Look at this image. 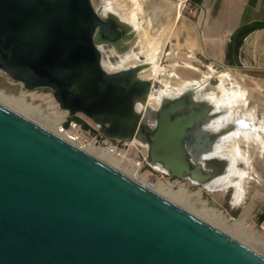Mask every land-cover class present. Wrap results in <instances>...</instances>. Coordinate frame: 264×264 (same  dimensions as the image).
<instances>
[{"label": "water", "instance_id": "95a60500", "mask_svg": "<svg viewBox=\"0 0 264 264\" xmlns=\"http://www.w3.org/2000/svg\"><path fill=\"white\" fill-rule=\"evenodd\" d=\"M131 31L92 0H0V70L51 89L105 137L144 146L154 170L206 187L230 165L206 156L238 124L210 130L224 111L194 88L139 110L155 86L140 77L146 63L103 66L102 48ZM0 264H264V254L0 102Z\"/></svg>", "mask_w": 264, "mask_h": 264}, {"label": "rangeland", "instance_id": "374dc122", "mask_svg": "<svg viewBox=\"0 0 264 264\" xmlns=\"http://www.w3.org/2000/svg\"><path fill=\"white\" fill-rule=\"evenodd\" d=\"M117 1L118 5L121 4L120 6L125 11L136 15L137 21L141 25L140 29H147L150 36L153 35L166 41L161 53L159 67L167 76L174 77L178 83L204 79L202 89L205 92L213 91L217 88L219 74L223 73L225 68L219 65H212L195 55L190 49L188 37L192 27V13H190V9L187 6H184V3L177 0H144L142 5L138 7L133 2L134 0ZM92 2L97 8L102 4L103 0H92ZM179 10H181L180 14ZM110 48V46L105 47L107 51H110ZM137 48L135 47V51L138 50ZM130 50L131 47H128L124 52L127 53ZM117 59V57L111 58L112 62ZM232 69L237 75V80H226L225 88L231 91L238 89L246 91V101L240 105L241 108H238L235 114L239 118H249V112H252L251 120L253 125L257 126V128L259 126L264 127V85L262 77H259V73L251 66L239 65L238 67H232ZM209 74L210 76H208ZM154 83V91L165 88L159 81H154ZM0 92L12 99L8 103L11 108L44 126L46 121L60 122L61 115L59 113L65 111L54 98L51 89L36 88L28 90L22 83L12 80L1 70ZM77 117L90 125V127L97 129L93 122L85 116L79 115ZM254 131H256L255 127ZM261 134L264 137V132H261ZM241 147L250 154L252 159L249 172L252 178L244 183L245 194L243 201L240 203L233 202V188L212 192L200 185L191 183L188 179H172L168 175L154 170L147 163L144 170L148 177L156 182L157 185L162 183L171 184L174 191L183 187L187 193L195 194L201 190L202 199L207 202L209 208L221 211L231 223L243 222L249 231L257 232L260 236L259 241L252 237H235L264 254V251L259 246L264 245V221L259 222L258 219V213L264 206V153L258 147L245 144L244 142ZM244 167V164L238 163V168L243 169ZM194 203V200L187 199L179 204L200 216L198 207Z\"/></svg>", "mask_w": 264, "mask_h": 264}, {"label": "bare ground", "instance_id": "6f19581e", "mask_svg": "<svg viewBox=\"0 0 264 264\" xmlns=\"http://www.w3.org/2000/svg\"><path fill=\"white\" fill-rule=\"evenodd\" d=\"M142 1L144 0H134L133 2L139 7L142 5ZM120 5H118L117 0H103L102 4L96 8L101 15L105 16L113 14L132 29L129 39H127L121 47L110 46V51H107L105 47L102 48L104 55V68L109 72H116L146 63L148 68L141 71L140 77L151 81H159L165 86V88L158 91L152 89L147 102L138 105V109L141 111L146 110L147 107L155 109L160 105L163 98L178 96L186 91V89L194 88L196 90L197 98H203L211 102L217 110L224 111V113L214 119L207 126L210 130H218L225 125H230V123L238 124L235 130L230 131L226 136L222 137L220 141L216 142L213 150L208 156H206L227 159L230 162V165L223 175L214 179L204 188L212 192L217 190L225 191L228 188H233V202L240 203L243 201L245 194L244 183L252 178L249 174L252 159L250 158V154L243 149L241 145L244 142L245 144L256 146L262 153H264V137L261 134V132H264V127L259 126L260 128H257V126L253 125L251 120L253 116L252 112H249V118H239L235 114V111L238 108H241L240 105L246 101V91L239 89L236 91L227 90L224 84L226 80H237V75L233 72L232 68L226 67L225 71L219 74V84L217 88L208 92H205L202 89L204 79L178 83L174 77L167 76L159 67L161 53L166 41L156 38L153 35L150 36L147 29H140L141 25L137 21L136 15L128 13ZM180 13L181 10H179V14ZM127 47H131V50L130 52L125 53L124 51ZM135 47H138L137 51H135ZM113 57H117L118 59L112 62L111 58ZM208 76H210V74ZM11 100L12 99L0 92V102L10 107L11 105L8 103H10ZM59 114L61 115V119L59 118L60 120H58L62 121L67 116V111H63ZM58 124L59 122L55 123L52 121H46L45 127L55 132ZM254 127L256 131H254ZM84 150L122 170L128 175L133 176L128 171L124 170L118 161L112 159L106 150L95 149L94 147ZM238 163L244 164L245 167L243 169L238 168ZM135 169L137 170L138 168L135 167ZM155 191L178 204L187 199L194 200L198 207L199 215L206 221L225 229L224 231L234 237L245 236V238L252 237L255 240H260V236L257 232L249 231L245 223H231L221 211L209 208L207 202L202 199L201 190L197 191L195 194H190L187 193L186 189L183 187L174 191L171 184L162 183L158 185ZM259 246L260 249L264 251V245Z\"/></svg>", "mask_w": 264, "mask_h": 264}, {"label": "crops", "instance_id": "0c3cea01", "mask_svg": "<svg viewBox=\"0 0 264 264\" xmlns=\"http://www.w3.org/2000/svg\"><path fill=\"white\" fill-rule=\"evenodd\" d=\"M192 7L190 49L212 65L256 69L264 85V0H177Z\"/></svg>", "mask_w": 264, "mask_h": 264}, {"label": "built area", "instance_id": "2783aa9c", "mask_svg": "<svg viewBox=\"0 0 264 264\" xmlns=\"http://www.w3.org/2000/svg\"><path fill=\"white\" fill-rule=\"evenodd\" d=\"M183 3L190 9V13H193L192 7L188 6L186 1ZM55 132L82 149L94 147L106 150L112 159L118 161L124 170L133 175L132 178L150 189L155 190L158 187L157 183L152 181L144 170L147 163L146 148L135 141L107 138L94 127L86 129L83 123L69 116L59 122ZM135 167L138 169L136 170Z\"/></svg>", "mask_w": 264, "mask_h": 264}, {"label": "flooded vegetation", "instance_id": "af4514ba", "mask_svg": "<svg viewBox=\"0 0 264 264\" xmlns=\"http://www.w3.org/2000/svg\"><path fill=\"white\" fill-rule=\"evenodd\" d=\"M258 219H259V222L264 221V206L261 208V210L258 213Z\"/></svg>", "mask_w": 264, "mask_h": 264}, {"label": "trees", "instance_id": "16d2710c", "mask_svg": "<svg viewBox=\"0 0 264 264\" xmlns=\"http://www.w3.org/2000/svg\"><path fill=\"white\" fill-rule=\"evenodd\" d=\"M74 119H76L77 121L83 123V125H84V127L86 129H90L91 128L90 125H88L87 123L83 122L79 117H74Z\"/></svg>", "mask_w": 264, "mask_h": 264}]
</instances>
